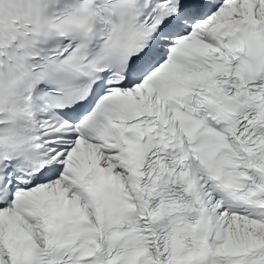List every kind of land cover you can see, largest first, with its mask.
Segmentation results:
<instances>
[{
  "label": "snow or ice",
  "instance_id": "obj_1",
  "mask_svg": "<svg viewBox=\"0 0 264 264\" xmlns=\"http://www.w3.org/2000/svg\"><path fill=\"white\" fill-rule=\"evenodd\" d=\"M0 264H264V0H0Z\"/></svg>",
  "mask_w": 264,
  "mask_h": 264
}]
</instances>
